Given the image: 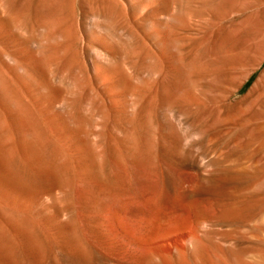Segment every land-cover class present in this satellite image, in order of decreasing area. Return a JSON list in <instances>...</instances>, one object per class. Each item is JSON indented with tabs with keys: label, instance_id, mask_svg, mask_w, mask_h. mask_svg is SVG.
<instances>
[{
	"label": "rangeland",
	"instance_id": "374dc122",
	"mask_svg": "<svg viewBox=\"0 0 264 264\" xmlns=\"http://www.w3.org/2000/svg\"><path fill=\"white\" fill-rule=\"evenodd\" d=\"M252 1L0 0V264H264Z\"/></svg>",
	"mask_w": 264,
	"mask_h": 264
},
{
	"label": "bare ground",
	"instance_id": "6f19581e",
	"mask_svg": "<svg viewBox=\"0 0 264 264\" xmlns=\"http://www.w3.org/2000/svg\"><path fill=\"white\" fill-rule=\"evenodd\" d=\"M251 1V0H249ZM30 3V2H29ZM256 5H260V6H264V0H253L250 3V6H256ZM39 6V5H38ZM264 8V7H263ZM245 9V8H244ZM262 9V8H261ZM264 12V11H263ZM261 15V14H260ZM263 15V14H262ZM263 16H261L262 19ZM259 15L258 12L254 11L250 12L246 15H243L240 18V24L242 23L243 25H249L251 26H255V25H259L262 26L260 19H259ZM264 18V17H263ZM263 20V19H262ZM240 28V27H239ZM240 36V35H239ZM235 40V39H234ZM255 46L257 48L256 50V55L260 57L261 61L264 60V31H261L259 33L258 36L254 37V38H243L241 39V41L239 42V54L237 56V58L235 59V61L232 62L231 65V69L234 72V74L231 77L232 82H234L236 84L235 88H234V93L238 91L239 87L242 85V83L245 81L246 78H248L249 74L252 72H242V71H237L238 70V66H240L243 62H245L244 60H246L247 58V54L249 52V49L251 47ZM20 51V50H19ZM30 52V51H29ZM39 52V51H38ZM27 55V54H26ZM38 55V54H37ZM40 55V54H39ZM8 58V57H7ZM39 58V57H38ZM47 59V58H46ZM10 60V59H9ZM34 61V60H33ZM20 64V63H19ZM243 70V69H242ZM254 70V69H252ZM7 72V71H6ZM8 73V72H7ZM6 73V74H7ZM14 80V79H13ZM16 84V83H15ZM19 84V83H18ZM26 86V85H25ZM21 87V86H20ZM2 90V89H1ZM167 90V89H166ZM223 90V89H222ZM253 96L252 99H250L246 104L241 103V105L238 108V112L242 113L244 111H246L250 105L252 103H255L254 101L260 97L264 96V70L261 73V75L257 78V80L253 83L252 87L250 88V90L248 91L247 94V99L248 96ZM53 98V97H52ZM245 99V100H247ZM262 99V98H261ZM14 100V98H13ZM156 100V99H155ZM6 101V100H5ZM242 101V100H241ZM244 102V99H243ZM17 105V104H16ZM224 105V104H223ZM229 106V105H228ZM20 107V106H19ZM27 107V106H26ZM12 108V107H11ZM16 109V108H14ZM17 110V109H16ZM21 110V109H20ZM132 110V109H131ZM29 111V110H28ZM37 111V110H36ZM264 112V110H263ZM55 113V112H54ZM20 114V113H19ZM29 114V113H28ZM35 114V113H34ZM42 114V113H41ZM39 115V114H38ZM24 116V115H23ZM49 116V115H48ZM51 116V115H50ZM55 116V115H54ZM246 116V115H245ZM264 116V115H263ZM1 118V117H0ZM48 118V117H47ZM19 119V118H18ZM3 120V119H2ZM33 120V119H32ZM242 121V120H241ZM236 122V121H235ZM6 123V122H5ZM8 123V122H7ZM41 124V123H39ZM44 126V125H43ZM42 126V127H43ZM5 128V127H4ZM12 132V131H11ZM58 133V132H57ZM13 134V133H12ZM11 137V136H10ZM7 143V142H5ZM11 144V143H10ZM38 144V143H37ZM21 146V145H20ZM258 146V145H257ZM5 147V146H4ZM27 149V148H26ZM40 149V148H39ZM34 157V156H33ZM30 163V162H29ZM46 170V169H45Z\"/></svg>",
	"mask_w": 264,
	"mask_h": 264
}]
</instances>
